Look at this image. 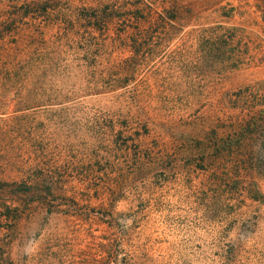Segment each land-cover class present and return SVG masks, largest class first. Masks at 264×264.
I'll list each match as a JSON object with an SVG mask.
<instances>
[{
    "label": "rangeland",
    "instance_id": "rangeland-1",
    "mask_svg": "<svg viewBox=\"0 0 264 264\" xmlns=\"http://www.w3.org/2000/svg\"><path fill=\"white\" fill-rule=\"evenodd\" d=\"M261 61L264 0H0V264H264Z\"/></svg>",
    "mask_w": 264,
    "mask_h": 264
},
{
    "label": "crops",
    "instance_id": "crops-1",
    "mask_svg": "<svg viewBox=\"0 0 264 264\" xmlns=\"http://www.w3.org/2000/svg\"><path fill=\"white\" fill-rule=\"evenodd\" d=\"M225 4L227 2H232L233 0H222ZM248 12V11H247ZM235 13H238V11H232L231 13H229L228 15H230L229 17H226V20H230L231 18H233L232 20L234 22L231 21L232 24H226L227 26L228 25H233V26H240V27H245V25L242 23L241 20H239V16L236 15ZM242 14H246V12H241ZM234 17H236L237 19H234ZM241 21V23L239 22ZM250 24V23H248ZM256 27H255V30L257 28H260V25H258V21L257 23H255ZM245 65H243L244 67ZM240 69V74L243 75V78H245L244 80H242V77L239 79L240 81H247L248 82V79L250 82H255V81H264V61H261V62H257V63H253V62H250L249 65L245 68ZM238 70L235 71V73L237 72ZM242 72V73H241Z\"/></svg>",
    "mask_w": 264,
    "mask_h": 264
}]
</instances>
